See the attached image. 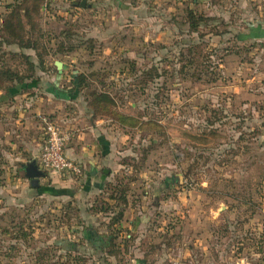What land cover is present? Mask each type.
<instances>
[{
    "label": "rangeland",
    "instance_id": "1",
    "mask_svg": "<svg viewBox=\"0 0 264 264\" xmlns=\"http://www.w3.org/2000/svg\"><path fill=\"white\" fill-rule=\"evenodd\" d=\"M13 1L0 0V29ZM50 1L45 66L85 73L145 130L119 128L114 200L41 194L18 161L34 124L25 130L24 103L0 91L19 105L0 111V264H264V40L240 39L264 26V0ZM1 43L0 72L27 68L19 53L38 63Z\"/></svg>",
    "mask_w": 264,
    "mask_h": 264
},
{
    "label": "crops",
    "instance_id": "2",
    "mask_svg": "<svg viewBox=\"0 0 264 264\" xmlns=\"http://www.w3.org/2000/svg\"><path fill=\"white\" fill-rule=\"evenodd\" d=\"M81 2L82 0L80 1L82 7ZM104 3L105 5L106 3L109 4L112 9L116 5V3H110V0H105ZM88 6L86 4L85 8ZM118 11L120 12L119 9ZM240 39L241 42L251 43L264 40V26L262 24L249 25ZM67 71L65 65L62 73L58 71L57 67L55 71L47 67V71L39 70L37 72L39 76L37 81H28L25 84L13 86L11 96H14V100H17L18 103L21 101L24 103V108L21 107L20 111H15V119L22 117L26 119V122L21 125L26 126L24 127L25 130L34 124L31 135H25L24 141L19 145V149L23 151L21 154L24 155L19 154L18 161L22 164L36 161L45 140L43 125L40 120L34 122L31 118L32 114L37 113L39 117L52 115L68 133L66 155L83 166L84 174L78 181H68L46 174L40 179L26 178L28 184L34 188L51 187L52 194H48L54 197L68 196L69 194L76 196L78 193L81 196L86 195V197L87 195L93 197L106 192L108 195L110 183H113L115 177L114 174L117 172L116 170L121 168V152L119 150H121L123 138L119 128L123 127L112 118L96 115L93 109L89 107L88 97L85 96L83 99L81 97L83 92L78 90L77 76L68 79ZM77 73V71L74 72V74ZM8 101L7 95L0 94V111L19 108L18 104L7 105ZM67 104L72 105L70 106L72 112L64 109ZM73 106H77L78 109ZM45 183L47 184L45 185ZM135 263L149 264L151 262L138 258Z\"/></svg>",
    "mask_w": 264,
    "mask_h": 264
},
{
    "label": "trees",
    "instance_id": "3",
    "mask_svg": "<svg viewBox=\"0 0 264 264\" xmlns=\"http://www.w3.org/2000/svg\"><path fill=\"white\" fill-rule=\"evenodd\" d=\"M51 2L52 1L50 0H16L15 2L7 6V15L3 21L2 29H0V32H2V37L0 39L2 42L1 48H3L4 46L9 47L17 45L21 51L33 50L36 53L38 63L32 61L30 55L19 53L18 57L22 58L25 61L27 68L22 71L18 69V67L17 69L5 67L0 72V81L7 82V84L11 85L5 88L0 85V91L11 92L13 86L16 84L22 85L28 81H37L39 79L37 72L39 70L42 72L47 71L44 56L47 57L48 54L46 52L44 54L40 53V50L43 48L42 45L44 38L40 21L42 19V14L51 10ZM187 13L191 20L189 21L191 30L194 33H197L199 30L200 22L196 20V17L198 15L192 10H188ZM72 36L73 34L69 33L66 39L70 41V39L68 38ZM50 40L53 41L54 39L51 38ZM64 44H66V42H63L61 47H63ZM67 50L68 52H72L74 51V47H68ZM64 51V48H59L55 54H64ZM10 55L14 57L13 53H11ZM150 72L151 75L149 77L153 78L154 75H152V70H150ZM77 81L79 87L78 90L83 92L86 90H90V92L88 93L87 101L89 102V107L93 109L96 115L112 118L115 121L119 122L122 126H127L133 129L140 128L141 130H145L144 127H142L145 122L141 121L136 124L135 120V124H132V120L123 117L122 114L118 113V111L116 110L115 99L108 92H100L96 89H92V83L88 80V76L85 73H80L79 75H77ZM0 183L2 184V180L0 181ZM36 189L41 191V194H52L51 187L47 188L46 186H40ZM108 193L110 195L109 198L114 200L117 195L116 189L111 188L110 185ZM93 234V238L102 239V236H99L98 233L93 232ZM93 238L91 239V243L97 245L96 243H99L98 241L100 240L94 241ZM101 245L102 244L100 243L99 246ZM109 246L110 243H108V245H104V247L102 246L101 248H106Z\"/></svg>",
    "mask_w": 264,
    "mask_h": 264
},
{
    "label": "built area",
    "instance_id": "4",
    "mask_svg": "<svg viewBox=\"0 0 264 264\" xmlns=\"http://www.w3.org/2000/svg\"><path fill=\"white\" fill-rule=\"evenodd\" d=\"M74 1L81 9V0ZM98 0H87L92 5ZM41 123L45 132V140L36 158L37 165L47 175H54L68 181H78L84 174L83 166L66 155L69 140L68 133L61 123L52 115H41Z\"/></svg>",
    "mask_w": 264,
    "mask_h": 264
},
{
    "label": "water",
    "instance_id": "5",
    "mask_svg": "<svg viewBox=\"0 0 264 264\" xmlns=\"http://www.w3.org/2000/svg\"><path fill=\"white\" fill-rule=\"evenodd\" d=\"M86 4L87 0H82L81 5L83 8L86 7ZM55 64L58 71L62 73L64 64L62 62H56ZM21 168L25 172V177L28 179H40L46 176V174L39 169L35 160L29 163L22 164Z\"/></svg>",
    "mask_w": 264,
    "mask_h": 264
}]
</instances>
